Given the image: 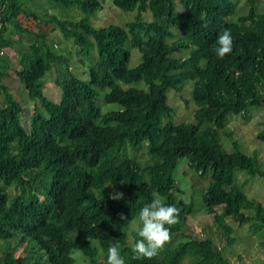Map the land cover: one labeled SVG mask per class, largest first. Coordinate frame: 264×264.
<instances>
[{"label": "trees", "instance_id": "obj_1", "mask_svg": "<svg viewBox=\"0 0 264 264\" xmlns=\"http://www.w3.org/2000/svg\"><path fill=\"white\" fill-rule=\"evenodd\" d=\"M30 1L0 0V52L12 44V30L33 36L18 50L15 73L34 101L26 130L19 117L23 107L0 83V243L4 253L17 247L25 253L0 258V264H74V249L88 264H106L110 245L120 248L125 264H223L211 237L196 234L175 244L172 238L151 260L133 259L139 236L136 225L131 233L128 228L157 193L180 209L171 231L182 234L194 207L172 175L182 157L190 169L209 175L201 207L226 244L236 241L237 233L225 216L238 226L264 227V202L244 188L249 177H264V163L226 127L230 115L245 117L264 102V13L255 9V0H246L247 11L234 20L232 0H112L122 11L134 10V18L102 26L90 22L99 0H48L81 11L76 19L46 7L38 12ZM146 10L149 19L141 18ZM51 25L71 40L88 81L47 44ZM224 30L231 32L233 51L220 59L216 40ZM127 46L140 55L132 67ZM52 66L58 101L41 88ZM137 81L144 87L130 85ZM188 82L192 117L174 122L166 91L180 93ZM100 98L118 107L102 110ZM256 136L264 139V126ZM141 150L145 157L136 153ZM237 169L245 173L239 181ZM114 192L123 199H110Z\"/></svg>", "mask_w": 264, "mask_h": 264}, {"label": "rangeland", "instance_id": "obj_2", "mask_svg": "<svg viewBox=\"0 0 264 264\" xmlns=\"http://www.w3.org/2000/svg\"><path fill=\"white\" fill-rule=\"evenodd\" d=\"M99 1L101 7L90 17V22L93 26H102L110 23L125 25L128 21L134 18V10L122 11L112 3V0ZM232 1L236 5L235 12L231 16V20H234L236 15L247 11L248 4L246 0ZM27 4H30L32 8L37 9L38 12H40L43 7H46L49 12L62 18L76 19L82 15L81 11L75 7L67 9L54 6L48 0H31L30 3ZM255 9L264 13L263 0H255ZM141 18L149 19L150 12L148 10L141 12ZM47 29L48 33L45 40L50 48L57 53L66 55L69 59V68L76 75L80 76V78L88 81L87 72H84V66L79 64L74 58V49L71 40L63 37L56 26L51 25ZM12 31V44L3 47L0 52V64L4 66L2 70L0 69V83L5 84L9 88V91L23 107V111L19 116L20 122L26 130H29V115L33 109L34 101L31 100L27 93L21 88L15 69L18 65L19 59L18 50L27 48L28 43L32 40L33 36L29 37L28 34L19 32L18 30ZM127 48L130 51V59L127 65L132 67L139 61L140 55L135 48L129 46H127ZM56 70V66H52L42 77V91L44 95L52 101H58L61 93L60 87L54 83ZM130 85H141V87H144V83L141 81L132 82ZM190 85L191 82H188L186 88L180 93L172 88H168L166 91L168 102L174 109V122L184 121L192 117L195 105L190 98ZM124 86H127V84ZM97 102L102 110L116 109L118 107L115 103H107L101 98L97 99ZM0 103H2L1 97ZM262 121H264V102L258 106L251 107L246 112L245 117L236 114L230 115L226 127L232 131L234 137L238 138L242 147L246 151H252L255 149L264 163V139L256 136V133L264 126ZM222 140L228 148V144L223 135ZM136 153L142 157L146 156L144 150H141L140 153ZM235 173L238 181L242 180L245 176V173L239 169H237ZM172 175L176 179V185L180 188L183 199L185 201L192 200L194 203L191 213L187 215L182 226V234L173 235V244L179 239L188 238L190 234H196L199 237L210 236L220 250L223 264L264 263V242L262 244L259 243L260 240H264V227H262L261 230L256 231L253 228H249L247 223L238 226L235 219L225 216V221L233 225L235 227V232L237 233L236 241L231 244H226L225 236L220 228L213 223L211 214L203 212L201 207V194L207 187L209 175H200L198 172L190 169L186 165V159L183 157L178 159V164L173 170ZM244 188L249 195H253L264 202V177L258 175L249 177ZM134 225V221H132L128 228L129 232L134 228ZM73 254L75 258L74 264H88V259L84 257L79 250L74 249L72 251V255ZM19 255H25L20 247H17L13 252L4 253L3 247L0 243V258L3 260L8 261Z\"/></svg>", "mask_w": 264, "mask_h": 264}, {"label": "clouds", "instance_id": "obj_3", "mask_svg": "<svg viewBox=\"0 0 264 264\" xmlns=\"http://www.w3.org/2000/svg\"><path fill=\"white\" fill-rule=\"evenodd\" d=\"M203 27L207 28L205 23ZM217 47L215 53L218 58L224 59L233 51V37L229 30L220 33L216 40ZM123 184V182H121ZM112 200L123 199V193L110 195ZM180 209L167 205L164 198L159 194L153 193V199L150 203L144 204L139 211L136 221L137 239L132 247L133 259L151 260L159 256L161 250L167 244L172 242L173 234L171 228L179 223ZM121 220H127V217L121 213ZM106 264H125V259L121 255V250L116 245H110L107 249Z\"/></svg>", "mask_w": 264, "mask_h": 264}]
</instances>
